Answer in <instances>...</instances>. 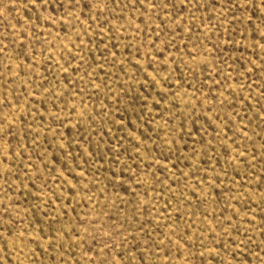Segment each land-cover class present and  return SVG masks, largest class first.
<instances>
[{
    "label": "rangeland",
    "instance_id": "obj_1",
    "mask_svg": "<svg viewBox=\"0 0 264 264\" xmlns=\"http://www.w3.org/2000/svg\"><path fill=\"white\" fill-rule=\"evenodd\" d=\"M0 264H264V0H0Z\"/></svg>",
    "mask_w": 264,
    "mask_h": 264
}]
</instances>
